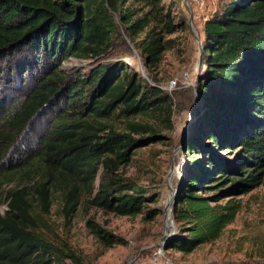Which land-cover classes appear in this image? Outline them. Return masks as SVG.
<instances>
[{
  "label": "trees",
  "instance_id": "trees-1",
  "mask_svg": "<svg viewBox=\"0 0 264 264\" xmlns=\"http://www.w3.org/2000/svg\"><path fill=\"white\" fill-rule=\"evenodd\" d=\"M175 17L163 0H0V61L28 57L16 70L20 74L0 64V75L24 78L29 71L32 78L24 97L0 111V188L15 182L0 201L6 204L0 264H88L48 229L45 216L58 194L67 219L83 195L115 215L147 208L153 219L159 213L149 207L158 196L118 171L138 145L173 129V97L152 71L174 46L166 36L188 27L185 18ZM202 34L192 123L183 138L188 158L173 206L176 234L165 245L183 254L218 239L239 210L233 196L264 178V0H229L204 20ZM123 35L138 48L153 83L120 59L75 76L60 69L69 57L114 52L118 41L126 45ZM59 101L63 108L41 133L38 150L8 161L34 120ZM89 226L110 246L117 242L99 225Z\"/></svg>",
  "mask_w": 264,
  "mask_h": 264
},
{
  "label": "rangeland",
  "instance_id": "rangeland-1",
  "mask_svg": "<svg viewBox=\"0 0 264 264\" xmlns=\"http://www.w3.org/2000/svg\"><path fill=\"white\" fill-rule=\"evenodd\" d=\"M184 1L163 0L166 5H171L176 19L183 17L187 20L188 27L166 36V39L175 41L174 46L164 52L161 62L152 71L154 81L160 86H166L171 79L176 80L175 88L168 92L172 95L175 105L173 129L161 131L158 141L138 145L134 149L131 161L122 165L118 171L121 177L140 186L146 194L154 193L158 196L157 201L149 207H158L159 213L153 219L147 217V208L136 215H115L104 208L93 206L88 196L83 195L77 209L67 219L62 209V197L58 194L53 197L50 213L45 216L48 229L54 231L58 244L68 245L88 264H254L264 262V178L262 183L251 191L233 196V199L240 204L239 210L235 219L225 227L222 235L215 241L183 254L172 248L167 249L166 243L162 240L168 228L169 211L166 200L171 195L169 190L179 186L188 158L185 154L183 138L192 123L191 99L194 88L183 86L182 76L188 71L187 80L190 82L191 77L195 79L200 64L203 22L214 11H220L229 0H204L205 5L202 9H198L196 4H192L191 7L182 5ZM123 36L126 39V45L118 41L119 46L114 52L109 51L103 56L88 60L69 57L61 60L60 69L67 75L75 76L99 62L110 63L120 59L130 63L140 75L143 71L148 81L153 83L142 65L138 48L127 35ZM141 36L143 34L139 38ZM127 45L137 56L124 52ZM18 56L4 62L0 61V64L3 67L13 66L16 71L28 59L26 56ZM15 71H13L14 75L18 72ZM23 76L25 77L15 76L16 78L7 79L5 74L0 75V102H6L5 107L0 108L2 113L8 111L16 99L19 101L24 97L27 83L32 78L29 71ZM62 108L63 104L59 101L52 109L42 111L43 113L41 112L31 124V128H28L29 131L27 130L18 143L12 146L7 160L15 162L19 157H26L36 152L40 146L41 133L52 123L50 120L53 115ZM146 135L132 134L138 139L147 137ZM99 181L98 178L96 186ZM14 184L15 182L4 184L0 188V201ZM5 208L6 204L2 202L0 212H3ZM89 223H95L111 232L117 238V242L110 246V243L92 232ZM172 227L176 230L175 222L172 223Z\"/></svg>",
  "mask_w": 264,
  "mask_h": 264
},
{
  "label": "built area",
  "instance_id": "built-area-1",
  "mask_svg": "<svg viewBox=\"0 0 264 264\" xmlns=\"http://www.w3.org/2000/svg\"><path fill=\"white\" fill-rule=\"evenodd\" d=\"M185 3H183L182 5H185L187 7H191L192 4H196L198 9H202L205 5V1L204 0H185ZM189 77V72H185V75L182 76V80L184 81L182 83L183 86L187 87V86H193L194 83V78H190V82L187 80ZM176 85V80L171 79L168 81V84L166 86H161L164 90H166L167 92H171Z\"/></svg>",
  "mask_w": 264,
  "mask_h": 264
},
{
  "label": "water",
  "instance_id": "water-1",
  "mask_svg": "<svg viewBox=\"0 0 264 264\" xmlns=\"http://www.w3.org/2000/svg\"><path fill=\"white\" fill-rule=\"evenodd\" d=\"M200 71H201V59H200V64H199L198 70L196 72L195 79H194V83H193V88L194 89L196 88L197 79H198V76L200 74ZM142 76L143 77H146L144 75V72L143 71H142ZM184 149H185V147H184ZM178 189H179V186H177L175 189L170 188V190H169V194L172 195V204H173V206H174V204L176 202V197H177ZM175 234H176L175 228L172 231L165 230V233H164V235L162 237L163 242L164 243H167L171 238L174 237Z\"/></svg>",
  "mask_w": 264,
  "mask_h": 264
},
{
  "label": "bare ground",
  "instance_id": "bare-ground-1",
  "mask_svg": "<svg viewBox=\"0 0 264 264\" xmlns=\"http://www.w3.org/2000/svg\"><path fill=\"white\" fill-rule=\"evenodd\" d=\"M170 195V194H169ZM167 209L169 213L167 214V223H168V228H166L167 231H172L174 227H172V223L174 222L173 218V204H172V195H170V198L168 197L167 200Z\"/></svg>",
  "mask_w": 264,
  "mask_h": 264
},
{
  "label": "crops",
  "instance_id": "crops-1",
  "mask_svg": "<svg viewBox=\"0 0 264 264\" xmlns=\"http://www.w3.org/2000/svg\"><path fill=\"white\" fill-rule=\"evenodd\" d=\"M202 33V32H201ZM202 37H203V34H202V36H201V40H202Z\"/></svg>",
  "mask_w": 264,
  "mask_h": 264
}]
</instances>
